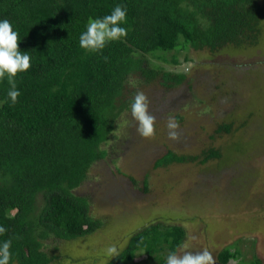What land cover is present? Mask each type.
Masks as SVG:
<instances>
[{
    "label": "trees",
    "instance_id": "1",
    "mask_svg": "<svg viewBox=\"0 0 264 264\" xmlns=\"http://www.w3.org/2000/svg\"><path fill=\"white\" fill-rule=\"evenodd\" d=\"M117 5L127 13L126 37L85 52L79 38L89 19ZM263 18L264 0H0V21L11 23L19 50L31 57L30 69L15 79L21 93L15 104L7 78L0 81V244L11 240L10 264H52L48 240H72L101 227L90 214V197L76 190L107 155L102 145L133 102L126 96L136 91H125L134 81L165 89L185 84L196 63L188 49L254 44ZM182 63L185 70L178 69ZM233 124L223 122L216 132H235ZM202 154L201 164L221 156L213 148ZM198 157L168 149L153 167ZM184 236L178 225H145L105 264H128L140 254L163 264ZM238 257L225 248L217 264ZM250 264L262 263L254 257Z\"/></svg>",
    "mask_w": 264,
    "mask_h": 264
},
{
    "label": "rangeland",
    "instance_id": "2",
    "mask_svg": "<svg viewBox=\"0 0 264 264\" xmlns=\"http://www.w3.org/2000/svg\"><path fill=\"white\" fill-rule=\"evenodd\" d=\"M258 24L254 44L188 49L196 63L186 71L185 84L165 89L159 82L134 81L129 86L126 94L143 91L148 97L155 135L138 134L130 103L102 145L107 155L92 164L76 190L90 197V214L101 227L72 240H48L52 264H105L113 258L108 247L121 252L131 233L154 222L183 227L184 251L207 249L215 264L225 248L239 256L227 264H250L254 257L264 264V18ZM169 118L180 125L179 141L168 138ZM223 122H234L236 131L217 133ZM210 148L221 156L199 163ZM168 149L199 157L154 168ZM164 258L166 264V253ZM128 264L156 261L140 254Z\"/></svg>",
    "mask_w": 264,
    "mask_h": 264
},
{
    "label": "clouds",
    "instance_id": "3",
    "mask_svg": "<svg viewBox=\"0 0 264 264\" xmlns=\"http://www.w3.org/2000/svg\"><path fill=\"white\" fill-rule=\"evenodd\" d=\"M127 13L124 8L117 5L111 14L100 19H89L86 30L79 38V46L85 52L98 53L105 46L113 41H119L126 37L127 30L122 27L126 23ZM31 57L27 53L19 50L18 33L13 30V26L8 20L0 21V81L7 78L10 90L8 96L12 103L17 102L20 96L16 88L15 79L20 73L27 72L30 69ZM131 116L137 122V132L145 139L153 138L155 135L156 117L150 114L149 100L143 91L134 95L133 102L130 105ZM168 138L172 141H179V123L175 118H169L167 122ZM5 229L0 227V234ZM195 239V237H190ZM11 240L0 244V264H10L11 259ZM188 244H182L177 252H172L167 256L166 264H215L214 258L207 249L201 252L192 253L184 251ZM109 256H119L115 246L106 249ZM229 264H232L230 261Z\"/></svg>",
    "mask_w": 264,
    "mask_h": 264
}]
</instances>
